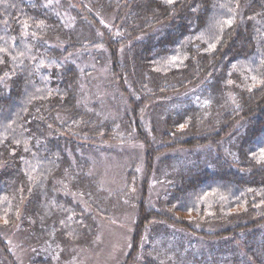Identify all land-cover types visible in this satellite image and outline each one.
<instances>
[{
    "label": "trees",
    "instance_id": "16d2710c",
    "mask_svg": "<svg viewBox=\"0 0 264 264\" xmlns=\"http://www.w3.org/2000/svg\"><path fill=\"white\" fill-rule=\"evenodd\" d=\"M103 45L84 63L111 65L128 99L117 118L87 97L97 70L77 62ZM0 49V264H19L4 231L22 227L39 248L31 264H74L96 219L129 208L134 165L117 203L76 152L126 131L149 174L167 155L169 190L149 208L144 188L122 264H264V0H0Z\"/></svg>",
    "mask_w": 264,
    "mask_h": 264
},
{
    "label": "rangeland",
    "instance_id": "374dc122",
    "mask_svg": "<svg viewBox=\"0 0 264 264\" xmlns=\"http://www.w3.org/2000/svg\"><path fill=\"white\" fill-rule=\"evenodd\" d=\"M55 3V1H52ZM75 24V22H72ZM106 47L103 45L98 49L86 51L85 54L78 58L77 62H83L84 66L88 65L95 68L97 72L89 79L91 82V89L87 93V97H97L100 101L99 107L105 112H109L114 118L121 117L123 111L128 106V99L117 83L113 82L107 71L110 70L111 65L96 66V54L100 58L108 56ZM125 47L121 51H126ZM96 51L91 53L87 63H84L87 52ZM125 56V53L123 54ZM86 64V65H85ZM100 79L99 81H97ZM83 81H87L84 79ZM92 102H94L92 100ZM156 119V115L150 109L146 111L141 123L143 127L149 131L152 122ZM137 133L134 131H126L125 134L119 136V141H102L95 143L86 148H78L77 153L80 154L82 159L89 160L90 170L93 176L99 178V192L102 191L104 198L116 199L117 203L119 195L122 198L125 196L123 191L128 192L130 185L129 174L131 166L134 165L137 171L138 187L137 192L132 194L133 200L130 206L125 211L115 210V215L111 220L104 217L96 219V236L92 238V244L83 243L80 247H71V252L75 255L74 264H122L128 257L133 243V237L136 227L137 206L143 196L144 188H147L148 200L147 205L149 208L157 206L158 200L163 196L162 194L169 190V185L165 182L164 177L160 176V172L164 169L166 164L164 155L156 160L155 168L152 172L147 171V153L144 143L136 138ZM89 145V144H88ZM73 150H71L72 153ZM201 151L196 150V153ZM195 153V154H196ZM194 151L186 152L180 151L179 157L190 159ZM176 155V154H175ZM199 155V154H198ZM76 157L74 156V159ZM131 169V170H130ZM130 170V171H129ZM140 178V179H139ZM141 181V182H140ZM65 194L73 195L76 201H80L85 205L83 195L75 191L73 188H65L62 190ZM114 196V197H113ZM117 206V204H116ZM86 207L88 208L87 204ZM85 207V208H86ZM171 228L163 224L151 231L146 235L144 245H147L145 250L149 253L151 251L152 238L164 229ZM10 229L4 231L7 240L10 243L14 255L17 257L19 264H31L30 259L32 255L38 252V245L35 244L36 240L29 236L27 227H22L12 234ZM178 232V231H177ZM150 235V236H149ZM191 242L192 239L190 238ZM201 246L210 248L209 244L201 243ZM76 250V251H75ZM1 254V253H0ZM38 255V253H36ZM40 263L42 259L40 258ZM65 264V263H64Z\"/></svg>",
    "mask_w": 264,
    "mask_h": 264
},
{
    "label": "snow or ice",
    "instance_id": "6c2138e0",
    "mask_svg": "<svg viewBox=\"0 0 264 264\" xmlns=\"http://www.w3.org/2000/svg\"><path fill=\"white\" fill-rule=\"evenodd\" d=\"M168 2L169 3H172L173 0H168ZM226 23L231 24V21L230 20L229 21H226ZM0 50H2V49H0ZM260 158L261 159H264V149L261 150Z\"/></svg>",
    "mask_w": 264,
    "mask_h": 264
}]
</instances>
